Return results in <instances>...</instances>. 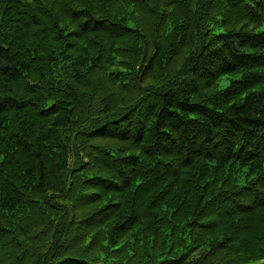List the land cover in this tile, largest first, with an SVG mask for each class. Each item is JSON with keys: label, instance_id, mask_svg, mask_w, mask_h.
<instances>
[{"label": "trees", "instance_id": "obj_1", "mask_svg": "<svg viewBox=\"0 0 264 264\" xmlns=\"http://www.w3.org/2000/svg\"><path fill=\"white\" fill-rule=\"evenodd\" d=\"M0 264H264V0H0Z\"/></svg>", "mask_w": 264, "mask_h": 264}]
</instances>
